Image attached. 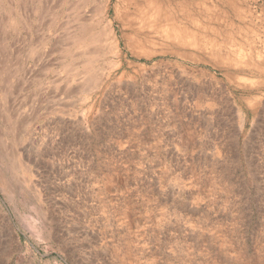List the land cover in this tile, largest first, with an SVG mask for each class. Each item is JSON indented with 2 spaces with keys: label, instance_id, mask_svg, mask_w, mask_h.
<instances>
[{
  "label": "rangeland",
  "instance_id": "rangeland-1",
  "mask_svg": "<svg viewBox=\"0 0 264 264\" xmlns=\"http://www.w3.org/2000/svg\"><path fill=\"white\" fill-rule=\"evenodd\" d=\"M56 1L0 0V264H264V0Z\"/></svg>",
  "mask_w": 264,
  "mask_h": 264
},
{
  "label": "bare ground",
  "instance_id": "bare-ground-1",
  "mask_svg": "<svg viewBox=\"0 0 264 264\" xmlns=\"http://www.w3.org/2000/svg\"><path fill=\"white\" fill-rule=\"evenodd\" d=\"M21 1H23V0H21ZM58 1V0H57ZM56 1V2H57ZM60 1V0H59ZM58 1V2H59ZM112 1L113 0H107V11L109 12L110 10H111V6H112ZM119 2L121 1L122 2V4H123V6L125 7V10H126V17H127V20H125V22H127V24L130 26L131 25V23L132 22H134V20L136 19V17L138 16V15H141V14H143L144 12H146L147 10H150V8L152 7L153 8V6H154V1L155 0H118ZM120 2V3H121ZM44 3H46V2H44ZM44 3H42V4H44ZM47 3H48V1H47ZM29 4V3H28ZM103 4H104V2H103ZM119 4V3H118ZM46 4H44V6H45ZM56 5H57V3H56ZM33 6V5H32ZM43 7V6H42ZM46 7H47V5H46ZM52 7V6H51ZM100 7V6H99ZM48 8V7H47ZM46 8V9H47ZM120 8V7H119ZM40 9H43V8H40ZM52 9V8H51ZM28 10H29V8H28ZM44 10H45V7H44ZM47 10H50V8L49 9H47ZM30 11H31V7H30ZM41 11V10H40ZM44 13L45 12H48V11H43ZM42 12V13H43ZM55 12V11H54ZM57 12V11H56ZM107 12V13H108ZM43 13V14H44ZM58 13V12H57ZM106 13V14H107ZM38 14H40V13H38ZM47 14V13H46ZM45 14V15H46ZM50 14V13H49ZM44 16V15H43ZM57 17V16H56ZM106 17V16H105ZM37 18H39V17H37ZM49 18V17H48ZM28 19V18H27ZM107 19V18H106ZM39 20V19H38ZM41 21V20H40ZM40 21H39V23H40ZM4 22H5V20H4ZM44 22V21H43ZM97 22V21H96ZM46 23V22H45ZM53 23V22H52ZM44 24V23H43ZM47 24V23H46ZM97 24V23H96ZM3 25V24H2ZM41 25V24H40ZM109 25V24H108ZM34 28V27H33ZM44 28H45V26H44ZM2 29V28H1ZM3 40V39H2ZM254 42L255 41H249L248 43H247V46L250 48V47H254ZM68 43V42H67ZM234 43V42H233ZM232 43V44H233ZM69 44V43H68ZM234 45H237L239 48H241V47H243V43L242 42H240V41H236L235 42V44ZM1 46V45H0ZM258 59V58H257ZM75 64V63H74ZM245 64V63H244ZM248 64V63H247ZM252 64V63H251ZM250 64V65H251ZM251 67H253L252 65H251ZM70 69V68H69ZM86 73V72H85ZM93 76V75H92ZM92 79V78H91Z\"/></svg>",
  "mask_w": 264,
  "mask_h": 264
}]
</instances>
